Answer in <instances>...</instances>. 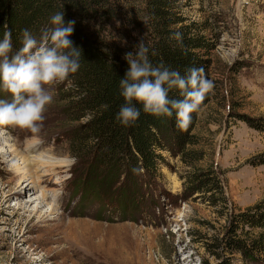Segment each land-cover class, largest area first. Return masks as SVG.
Masks as SVG:
<instances>
[{
	"label": "rangeland",
	"instance_id": "obj_1",
	"mask_svg": "<svg viewBox=\"0 0 264 264\" xmlns=\"http://www.w3.org/2000/svg\"><path fill=\"white\" fill-rule=\"evenodd\" d=\"M149 1L113 0L115 12L102 25L92 18L82 22L103 31L110 46L121 47L127 32L134 34L129 20H141ZM172 1L185 25L207 29L204 35L215 45L208 76L215 87L198 115L197 145L189 149L202 159L200 170L216 168L227 210L209 206L207 195L187 193L189 169L181 155L162 153L159 179L124 170L110 176L98 165V149L76 157L72 136L88 120L74 122L66 112L65 80L51 86L54 101L38 139L26 130L0 128L21 152L38 141V156L69 166L58 167L49 188L43 186L51 200L57 193L58 213L48 217L46 206L32 214L19 207L35 200L40 189L19 195L23 185L15 166L22 162L10 163L0 151V264H177L191 257L190 264H264V254L249 260L223 246L233 225L230 212L264 205V0ZM0 99L12 97L0 90Z\"/></svg>",
	"mask_w": 264,
	"mask_h": 264
},
{
	"label": "trees",
	"instance_id": "obj_2",
	"mask_svg": "<svg viewBox=\"0 0 264 264\" xmlns=\"http://www.w3.org/2000/svg\"><path fill=\"white\" fill-rule=\"evenodd\" d=\"M112 3L113 0H0V39L3 26L7 24L12 32L14 49L18 50L22 46L20 34L23 29L27 28L39 37L41 29L50 26V17L56 12H64L65 24L75 21L70 39L82 50V55L79 70L66 79L69 87L62 100L74 122L88 120L72 136L73 154L85 159L98 149L101 151L98 165L108 168L110 176L124 170L152 179L161 178V165L165 163L162 153L169 151L181 155L189 169L185 178L187 193L207 195L205 202L209 206L227 210L226 199L222 197L224 185L216 168L211 165L200 170L202 159L189 149L197 145L193 141V132L200 111L212 99L211 94L199 113L193 114V122L185 131L176 127L174 117L146 114L138 104L141 115L136 122L124 126L116 119L125 103L119 88V81L129 68L124 56L134 52L141 38L149 48L148 56L153 65L163 63L182 75L189 67L203 65L208 77L215 45L204 35L207 29L185 25V21L177 16L175 1L151 0L141 10V20L138 17L129 20L134 34L127 32L121 47L110 46L102 37L103 31L93 32L96 27L90 29L82 21L92 18L102 25L115 12ZM176 31L183 34L182 43L170 39ZM171 98L180 97L173 91ZM225 213L228 215L229 212ZM229 217L230 221L233 219V225L223 240L226 251H238L249 260L263 255V203L236 215L230 212Z\"/></svg>",
	"mask_w": 264,
	"mask_h": 264
},
{
	"label": "clouds",
	"instance_id": "obj_3",
	"mask_svg": "<svg viewBox=\"0 0 264 264\" xmlns=\"http://www.w3.org/2000/svg\"><path fill=\"white\" fill-rule=\"evenodd\" d=\"M74 26V20L65 24L64 12H56L39 37L23 29L22 46L16 50L12 32L4 24L0 39V90L12 99H0V128L26 130L32 134V140L39 138L45 112L54 101L51 86L65 81L80 68L82 50L70 39ZM170 39L182 43L183 34L176 31ZM148 53L149 48L141 38L134 52L124 56L129 68L120 79L119 88L125 103L116 119L124 126L136 122L141 115L138 104L146 114L174 117L176 127L185 131L215 84L207 77L203 65L189 67L182 75L163 63L153 65ZM173 91L180 98H171Z\"/></svg>",
	"mask_w": 264,
	"mask_h": 264
},
{
	"label": "bare ground",
	"instance_id": "obj_4",
	"mask_svg": "<svg viewBox=\"0 0 264 264\" xmlns=\"http://www.w3.org/2000/svg\"><path fill=\"white\" fill-rule=\"evenodd\" d=\"M38 141H31L27 143L25 153L21 152L19 149V144L12 140L6 135L0 134V148L2 149L3 158L10 163L21 161L22 163L15 166V171L21 175L19 183H22V189L19 190V195L25 194H34L35 191L40 189V194L32 202H28L20 205L19 209L24 210L28 213H40L42 208L48 207L49 212L48 217L58 213L59 200L58 195L55 192L53 199L49 193L43 189V186L46 185V189L49 188L50 180L52 176L58 174V167L68 168L67 161H57L52 156H38L37 153L40 150ZM1 155V154H0ZM33 166H36L33 169ZM41 172V174H39ZM20 177V176H19ZM63 181L57 180L55 184L62 185ZM21 188V187H20ZM50 200L52 202H50ZM61 200V199H60ZM36 206L32 208V204ZM188 248H186L187 251ZM193 261V258H188L186 260H177V264H188ZM189 263V264H190Z\"/></svg>",
	"mask_w": 264,
	"mask_h": 264
}]
</instances>
